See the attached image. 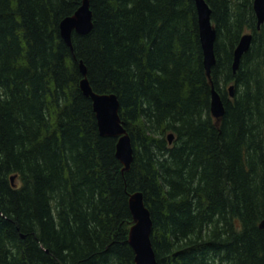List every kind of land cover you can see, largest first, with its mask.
I'll return each mask as SVG.
<instances>
[{
	"label": "trees",
	"instance_id": "16d2710c",
	"mask_svg": "<svg viewBox=\"0 0 264 264\" xmlns=\"http://www.w3.org/2000/svg\"><path fill=\"white\" fill-rule=\"evenodd\" d=\"M206 1L209 74L194 0H89L92 28L72 30L71 46L59 22L81 0H0V264H133L135 190L157 264H264V28L253 0ZM80 60L92 89L119 100L126 170Z\"/></svg>",
	"mask_w": 264,
	"mask_h": 264
},
{
	"label": "water",
	"instance_id": "95a60500",
	"mask_svg": "<svg viewBox=\"0 0 264 264\" xmlns=\"http://www.w3.org/2000/svg\"><path fill=\"white\" fill-rule=\"evenodd\" d=\"M194 2L204 66L209 74L210 67L215 62L214 40L216 28L211 20V8L207 1L194 0ZM252 7L257 19V26L259 27L262 24L264 28V0H253ZM92 24V12L89 7V0H81L73 13L64 16L60 20V35L71 46L72 30L78 33H86L92 28ZM251 38V31H245L241 34L233 50V71L237 68L242 53L248 49ZM79 67L82 75L79 80V86L83 94L91 99L99 132L102 135L116 137L115 154L122 163L121 169L126 170L129 168L133 157V147L130 135L124 126V121L119 115V100L115 93L93 90L86 75V67L81 60L79 61ZM232 87L233 84H229L228 90L230 95L233 94ZM210 110L216 118L224 112L221 96L214 87L211 89ZM167 137L171 141L173 133L169 132ZM13 177V175L10 176L11 179ZM128 206L132 216V223L129 226L127 240L133 249V264H157L150 238L152 219L140 190L129 193ZM259 226L264 227V217L259 221Z\"/></svg>",
	"mask_w": 264,
	"mask_h": 264
}]
</instances>
